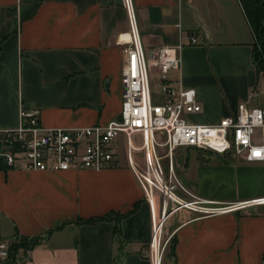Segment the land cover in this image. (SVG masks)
Returning <instances> with one entry per match:
<instances>
[{
  "label": "crops",
  "instance_id": "0c3cea01",
  "mask_svg": "<svg viewBox=\"0 0 264 264\" xmlns=\"http://www.w3.org/2000/svg\"><path fill=\"white\" fill-rule=\"evenodd\" d=\"M144 49L182 40L177 78L194 88L199 123L214 124L264 92L252 61L254 36L239 0H129ZM128 0H0V130L16 129L20 108L39 110L45 128L84 127L117 118L121 108ZM154 87L157 81L153 80ZM261 104V103H259ZM197 119V120H196ZM136 145L141 135H133ZM123 143L118 138L116 147ZM167 166L166 149H158ZM205 154V155H204ZM145 173V151L133 152ZM214 158V159H212ZM173 168L193 195L216 205L264 198V161L245 162L194 148L173 152ZM153 200L124 155L111 168L60 172L0 166V235L43 237L17 264H150ZM137 207L133 209L134 205ZM133 209V210H132ZM119 220L121 246L114 240ZM164 264H263L264 205L200 215L178 209Z\"/></svg>",
  "mask_w": 264,
  "mask_h": 264
},
{
  "label": "built area",
  "instance_id": "2783aa9c",
  "mask_svg": "<svg viewBox=\"0 0 264 264\" xmlns=\"http://www.w3.org/2000/svg\"><path fill=\"white\" fill-rule=\"evenodd\" d=\"M130 30L118 34L124 46L121 68V108L117 118L105 124L84 127L45 128L39 110L20 108L16 129L0 130V166L60 172L68 169L102 170L111 168L117 156L116 144L124 137L126 159L137 180L153 200V236L145 251L150 264H164L166 249L174 231L166 230L171 213L184 209L200 215H213L264 205V198L216 205L191 194L173 168V152L194 148L222 156L232 155L245 162L264 161V101L255 106L238 103L235 111L217 123H199L191 115L201 111L196 91L184 87L177 75L182 40L197 43L193 35L181 34L176 45L144 49L128 0ZM153 80L157 81L154 87ZM133 135H141L136 145ZM166 149L167 166L158 149ZM145 151L146 171L134 167L133 152ZM10 242L0 235V264L9 255ZM264 264V255H263Z\"/></svg>",
  "mask_w": 264,
  "mask_h": 264
},
{
  "label": "trees",
  "instance_id": "16d2710c",
  "mask_svg": "<svg viewBox=\"0 0 264 264\" xmlns=\"http://www.w3.org/2000/svg\"><path fill=\"white\" fill-rule=\"evenodd\" d=\"M245 16L250 25L252 34L254 36V41L252 43V61L254 63L256 72L262 74L264 81V0H239ZM137 207L134 205L133 209ZM132 209V210H133ZM114 216L117 219L113 226V236L115 242L120 247L122 244L120 238V228L119 220L125 216V214L120 213H110V215H104L98 218H89L85 220L87 223H95L98 220L107 219L109 216ZM15 240L10 243L9 255L7 260L3 264H17L20 263V258L22 256L21 252H27L33 249L36 245L40 243L43 237H29L14 234ZM173 242L171 239L170 244Z\"/></svg>",
  "mask_w": 264,
  "mask_h": 264
},
{
  "label": "rangeland",
  "instance_id": "374dc122",
  "mask_svg": "<svg viewBox=\"0 0 264 264\" xmlns=\"http://www.w3.org/2000/svg\"><path fill=\"white\" fill-rule=\"evenodd\" d=\"M259 78H260V85H264L263 76H262L261 73L259 74ZM252 96H253V98L255 100L254 101L255 104H259V103H262L264 101V92H262V93L260 92L258 95L255 93ZM116 149H117V152H119L121 156L124 155L125 148H124L123 143H121V144L119 143V146H117ZM212 159H214V158H212Z\"/></svg>",
  "mask_w": 264,
  "mask_h": 264
}]
</instances>
